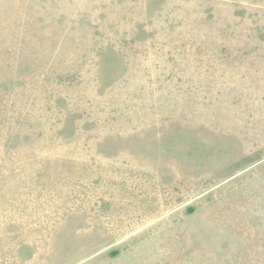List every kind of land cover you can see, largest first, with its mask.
Here are the masks:
<instances>
[{"label": "rangeland", "instance_id": "obj_1", "mask_svg": "<svg viewBox=\"0 0 264 264\" xmlns=\"http://www.w3.org/2000/svg\"><path fill=\"white\" fill-rule=\"evenodd\" d=\"M0 264H264V0H0Z\"/></svg>", "mask_w": 264, "mask_h": 264}]
</instances>
